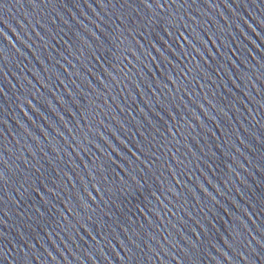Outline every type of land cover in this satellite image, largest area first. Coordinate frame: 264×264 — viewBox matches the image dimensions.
I'll use <instances>...</instances> for the list:
<instances>
[{"label":"water","instance_id":"95a60500","mask_svg":"<svg viewBox=\"0 0 264 264\" xmlns=\"http://www.w3.org/2000/svg\"><path fill=\"white\" fill-rule=\"evenodd\" d=\"M201 230L196 264H264V0H0V264H191Z\"/></svg>","mask_w":264,"mask_h":264},{"label":"snow or ice","instance_id":"6c2138e0","mask_svg":"<svg viewBox=\"0 0 264 264\" xmlns=\"http://www.w3.org/2000/svg\"><path fill=\"white\" fill-rule=\"evenodd\" d=\"M162 6V5H161ZM65 25L68 24V21H64ZM95 23V22H93ZM96 28L99 30L100 35H97L96 31H91L89 35L93 38L92 42H89L88 40L85 39V36L80 32L77 34V39H76V44H86L87 48L89 49V55L92 56L95 59H100V60H106L108 54L112 51L111 47H108L109 45V37L99 28V25L96 24ZM62 31V29H61ZM18 39V38H17ZM76 44L73 45V47L76 46ZM78 51L83 53L84 49L83 48H78ZM28 103H31V101H28ZM33 113L39 115V110L34 111ZM110 139L115 142V146L113 147L112 145H108L109 148V155L115 156L117 155L116 150L123 149L121 148V144L118 141V138L113 134L110 136ZM117 159H120L119 156H117ZM125 176H121V180L123 181L124 185L128 188H131L134 190V192H139L141 188H144L147 185V179L145 176H140L139 179H137V174H135L130 167L125 168ZM143 182V183H141ZM207 184H211L210 181H207ZM133 194V193H130ZM212 199H215V197H212ZM143 202V201H141ZM215 219V217L213 218ZM208 230H211V226L209 225ZM208 237L206 235V232L204 230H201L200 232L196 233V239H192L191 237H187V246L183 247L180 249L181 256L183 259L186 261H191V264H196L197 261H201L198 258V250L201 248V245L204 243V238ZM232 235L227 234V239L226 240H220L223 242V244L226 246L227 249H230L232 253H236L237 257H241V255H244L246 257H250L249 254L245 253L244 251H239L236 247H233L232 243ZM261 239L264 240V236H261ZM242 242V241H241ZM135 244V242H132ZM27 246V244L24 245V247ZM28 247V246H27ZM124 247H127L129 251H132L131 248L128 247V245H125ZM136 247H139L136 245ZM47 251V249H45ZM217 251H220L217 249ZM47 255L49 257H52L53 260H55V256L52 255V252L48 251ZM223 256V264L226 261L228 264L229 259L232 260H239L234 258L229 251H224L221 253ZM259 255L261 257H264V247H261L259 249ZM36 260H41L39 256H32L29 255V253H26L24 257H22V264H35Z\"/></svg>","mask_w":264,"mask_h":264}]
</instances>
